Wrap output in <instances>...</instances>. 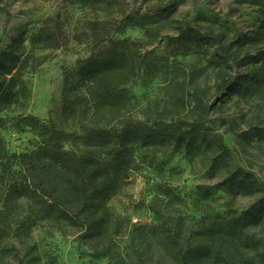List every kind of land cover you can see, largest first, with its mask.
I'll list each match as a JSON object with an SVG mask.
<instances>
[{
  "label": "rangeland",
  "instance_id": "374dc122",
  "mask_svg": "<svg viewBox=\"0 0 264 264\" xmlns=\"http://www.w3.org/2000/svg\"><path fill=\"white\" fill-rule=\"evenodd\" d=\"M169 11L188 19L203 32L213 31L224 43L245 38L226 54L219 46L187 49L171 43L164 31L141 49L143 62L127 88L131 96L128 116L152 124L183 119L204 121L223 136L228 154L168 143L141 147L137 162L122 191L109 207L121 223L119 233L108 240H83L80 231L66 224L42 220L27 199L5 195L0 185V210L12 224L6 244L11 254L0 258L6 264H161L167 253L161 247L164 225L185 231L205 215L231 216L263 196L243 194L230 186L229 177L238 169L251 171L264 185V97L240 99L216 88L221 71L233 77L255 65L240 64L245 55L264 48V0H0V52L19 34L31 36L44 19L59 17L67 44L38 51L46 57L37 68H26L24 77L32 89L28 113L67 131L74 129L63 118L65 70L76 68L94 52V30L112 36L144 38L141 29L125 26L124 14H155ZM120 28H125L124 34ZM231 68L220 67L223 60ZM198 91V96L196 91ZM84 93L83 90L80 91ZM260 128L259 138L241 135ZM12 152L33 149L34 135L11 127L2 131ZM67 149L90 148L81 141H68ZM223 155L226 166L217 158ZM199 187L209 190L205 197ZM169 192H165V191ZM261 233V226L248 227ZM1 257V256H0Z\"/></svg>",
  "mask_w": 264,
  "mask_h": 264
},
{
  "label": "trees",
  "instance_id": "16d2710c",
  "mask_svg": "<svg viewBox=\"0 0 264 264\" xmlns=\"http://www.w3.org/2000/svg\"><path fill=\"white\" fill-rule=\"evenodd\" d=\"M124 23L141 29L144 38L116 37L95 29L90 38L95 48L92 55L64 72L62 113L74 126L71 131L28 113L32 89L24 77L26 68H37L46 61L38 51L67 44L60 18L44 19L31 36L19 34L0 52V185L9 200L27 199L42 220L78 229L83 240L111 242L119 233L121 223L109 202L127 185L138 148L168 143L189 147L199 142L229 153L223 136L202 120L148 124L128 116L131 96L127 86L140 70L141 49L166 30L175 32L168 36L171 43L187 49L219 46L226 54L245 38L226 44L223 35L203 32L169 11L124 14ZM124 31L120 28L121 34ZM251 63L255 65L251 71L234 77L221 71L217 90L240 99L264 97V48L240 61ZM219 66L231 68L225 59ZM7 127L33 133V149L12 152L2 134ZM259 131L251 127L241 135L258 139ZM68 141H81L90 148L67 149ZM222 154L217 160L226 166ZM229 183L243 194L262 192L263 196L231 216L205 215L185 231L177 225H163L154 231L162 234L159 243L167 253V261L161 264H264V185L253 172L242 169L230 175ZM198 189L209 196L207 188ZM258 225L261 233L248 229ZM11 228L7 213L0 210V258L11 254L6 244ZM0 264L6 263L0 260Z\"/></svg>",
  "mask_w": 264,
  "mask_h": 264
}]
</instances>
